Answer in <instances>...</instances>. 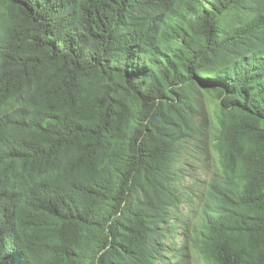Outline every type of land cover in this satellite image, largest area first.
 Here are the masks:
<instances>
[{"label":"trees","instance_id":"obj_1","mask_svg":"<svg viewBox=\"0 0 264 264\" xmlns=\"http://www.w3.org/2000/svg\"><path fill=\"white\" fill-rule=\"evenodd\" d=\"M193 251L264 264V0H0V264Z\"/></svg>","mask_w":264,"mask_h":264},{"label":"rangeland","instance_id":"obj_2","mask_svg":"<svg viewBox=\"0 0 264 264\" xmlns=\"http://www.w3.org/2000/svg\"><path fill=\"white\" fill-rule=\"evenodd\" d=\"M217 98L214 93L203 92L202 103L205 105L206 110L209 112V116L213 121V127L215 128L217 119L219 117V109L217 106ZM220 168V162L218 156L213 152L211 157L207 161H202L199 163L195 169H191L189 172V177L185 180V186L193 185V195L189 197L186 202L181 204V209L183 214L187 211V209L192 210L198 204V198L195 199L196 195H199L197 189H203L207 182L211 179L217 169ZM193 224V223H192ZM192 224L186 227L185 230L177 229L174 234L168 237V245L170 247V251L179 250L182 245H188L191 239V233H193L194 229L192 228ZM159 264H208L205 260H203L197 253H191V255H187L181 260L180 257L171 256L170 253H165L164 258Z\"/></svg>","mask_w":264,"mask_h":264}]
</instances>
